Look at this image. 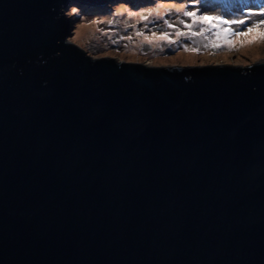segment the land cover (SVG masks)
<instances>
[{"label": "water", "instance_id": "1", "mask_svg": "<svg viewBox=\"0 0 264 264\" xmlns=\"http://www.w3.org/2000/svg\"><path fill=\"white\" fill-rule=\"evenodd\" d=\"M78 1L0 0V264H264V60L94 58Z\"/></svg>", "mask_w": 264, "mask_h": 264}, {"label": "rangeland", "instance_id": "2", "mask_svg": "<svg viewBox=\"0 0 264 264\" xmlns=\"http://www.w3.org/2000/svg\"><path fill=\"white\" fill-rule=\"evenodd\" d=\"M74 8L75 14L72 13ZM177 8L195 11L198 16L246 21L245 25H218L233 31H243L264 20V16L257 14L264 11V0H110L99 6L78 1L66 6L63 12L71 27L69 41L94 58L111 57L155 67L246 66L264 60V40L245 43L250 34L231 36V49L227 45L219 49L210 47L215 42L218 27L192 37L185 27L192 23L191 18L182 12L176 13ZM201 27L208 28L196 25L193 31ZM177 31L187 35L177 36ZM261 31L264 26L253 33ZM164 33L168 34V39H160ZM169 40L176 43L170 44Z\"/></svg>", "mask_w": 264, "mask_h": 264}, {"label": "snow or ice", "instance_id": "3", "mask_svg": "<svg viewBox=\"0 0 264 264\" xmlns=\"http://www.w3.org/2000/svg\"><path fill=\"white\" fill-rule=\"evenodd\" d=\"M177 12H182L183 15L185 17H189L192 20L191 24H186L185 27L188 29V33L192 36H198V35H204V33L206 31H210L211 29H216L218 27V25L221 24H237V25H245L246 21L244 19H240V20H233V21H229V20H224L221 19L219 17H211V16H207V15H197V13L195 11H186L184 8H177L176 9ZM72 13L75 14L77 13V10L74 8L72 9ZM260 16H264V11H260L259 13H257ZM157 15H159V13H157ZM165 23L167 24L168 22L165 21ZM181 23H184L183 21H181ZM196 25H207L208 28H199L198 31H193L194 26ZM262 26H264V20H260L259 22L255 23L252 26L247 27L246 29H244L243 31H233L231 29H220L219 31H216L214 33L215 35V42H213L210 47H212L213 49H219L225 45H227L230 49L232 47V41L230 40V37L235 35V36H247L249 34H252L253 32H255L257 29H260ZM168 27H172L171 24H168ZM177 36L180 37H184L187 34L184 32H179L177 31L176 33ZM258 38L260 40H264V31L259 32L258 34ZM160 39H168V34L164 33L163 35L160 36ZM255 41H249V43H254ZM169 43H176V41H172L169 40ZM205 47H209V45H205ZM185 50H188L187 48ZM193 51H198V49H192Z\"/></svg>", "mask_w": 264, "mask_h": 264}, {"label": "bare ground", "instance_id": "4", "mask_svg": "<svg viewBox=\"0 0 264 264\" xmlns=\"http://www.w3.org/2000/svg\"><path fill=\"white\" fill-rule=\"evenodd\" d=\"M165 10H167V8H165ZM176 13H178V12L176 11ZM220 29H221V27L218 26V30H220ZM152 37H155V36H152ZM256 38H258V34L257 33H252V34H250V37L248 38V40H245V43H247L249 41H253V40L254 41H259L260 40L259 38L257 40H255Z\"/></svg>", "mask_w": 264, "mask_h": 264}]
</instances>
